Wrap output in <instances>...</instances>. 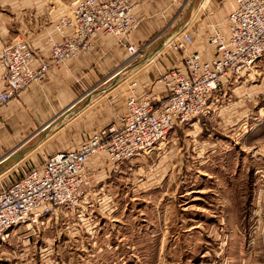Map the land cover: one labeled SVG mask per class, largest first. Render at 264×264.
<instances>
[{
    "label": "rangeland",
    "instance_id": "1",
    "mask_svg": "<svg viewBox=\"0 0 264 264\" xmlns=\"http://www.w3.org/2000/svg\"><path fill=\"white\" fill-rule=\"evenodd\" d=\"M46 1L64 14L74 0ZM201 1H195L200 16L210 2L226 6L225 12L233 7V0ZM224 25L197 24L187 32L206 36ZM171 52L178 51L167 46L164 54ZM137 55L97 87L112 84L104 91L112 94L84 107L74 128L102 127L110 117L112 123L131 93H144L153 64L142 66ZM41 135L27 139L20 150L26 156L3 171L0 189L48 158L41 149L64 148L59 135L32 152ZM160 149V155L132 160L103 191L93 173L87 198L59 210L57 219L13 229L0 247V264H264V61L250 76L221 85L210 114L171 131Z\"/></svg>",
    "mask_w": 264,
    "mask_h": 264
},
{
    "label": "built area",
    "instance_id": "2",
    "mask_svg": "<svg viewBox=\"0 0 264 264\" xmlns=\"http://www.w3.org/2000/svg\"><path fill=\"white\" fill-rule=\"evenodd\" d=\"M175 2L176 0H169ZM139 0H74L71 9L58 17L55 29H71L61 42L50 41V53L37 67L26 40L15 39L0 50V108H4L31 84L47 78L53 68L88 55L94 38L111 36L130 56L139 54L129 41L139 21L133 11ZM227 19L228 36L214 29L208 42L217 51L211 61L190 50L187 30L176 34L167 46L184 55L183 68L160 75L168 93L126 98V112L106 127L94 131L77 149L57 152L0 189V247L17 227L38 228L45 219H57L58 211L75 209L90 189L92 157L104 153L118 168L134 159L149 157L176 128L210 114L212 100L222 81L232 84L252 74L264 61V0H233ZM166 46V47H167Z\"/></svg>",
    "mask_w": 264,
    "mask_h": 264
},
{
    "label": "crops",
    "instance_id": "3",
    "mask_svg": "<svg viewBox=\"0 0 264 264\" xmlns=\"http://www.w3.org/2000/svg\"><path fill=\"white\" fill-rule=\"evenodd\" d=\"M195 1L178 0V3H171L169 0H139L134 8L133 14L139 21V26L129 35V41L138 48V51L142 49L136 57H139L142 66L153 64L152 70L145 75L143 85L145 91L138 95L139 97L149 93L165 96L168 88L163 82H156V79L158 80L161 74L183 68V53L164 54L166 45L173 35L193 29L197 24L199 28L219 27L225 20V25L218 29L223 35L228 36L227 19L232 8L225 12L226 6L218 9L216 1L210 2L211 7L205 9L206 14L203 12L201 17ZM202 1L205 5L206 0ZM64 11L65 9L61 7H56L53 11L46 0H0V46L11 44L17 38L26 40L35 55L34 67H37L49 56L50 41L61 42L62 37L71 33L70 28L64 29L63 35L55 29L56 19ZM212 29L206 36L189 33L193 40L191 50L197 51L204 62L218 56L215 48L208 42L213 34ZM129 59H132V56L124 46L117 43L116 39L98 34L88 55L71 60L65 67L51 69L47 78L31 84L17 99L0 108V159L13 150L20 151L25 148L24 143L27 139L35 134H42L44 127L70 106L100 90L97 87L105 81L116 78L121 67ZM129 67L128 65L126 70ZM229 82L231 78L227 76L222 81V87ZM111 86L112 84L107 87ZM110 94H112L110 90L106 91L96 100L97 102L95 100L94 102L98 104L109 98ZM85 109L81 110V114L77 113L78 115L69 118L53 135L40 141L39 146L32 152H36L50 138L59 135H63L64 148H53L50 151L41 149L43 154L50 156L57 152L77 149L80 144L89 140L94 131L111 123L110 117L102 127L88 123V127L92 126L90 129L78 131L73 124L84 115ZM117 112H120V115L126 112V99L122 109ZM160 150L153 153L160 155L161 152H158ZM131 163L114 168L104 153L92 157L89 166L95 174L96 189L103 191L106 180H112L111 183L116 185L117 182L113 181L118 180ZM90 189H87L84 198H87Z\"/></svg>",
    "mask_w": 264,
    "mask_h": 264
},
{
    "label": "water",
    "instance_id": "4",
    "mask_svg": "<svg viewBox=\"0 0 264 264\" xmlns=\"http://www.w3.org/2000/svg\"><path fill=\"white\" fill-rule=\"evenodd\" d=\"M105 89H100V90L96 91L94 94H91V95L85 97L82 101H80L79 103H77L75 105L70 106L66 111H64L61 115H59L57 118H55L52 122L48 123L43 129L44 132L42 133L39 142L46 139L47 137L51 136L69 118L73 117L80 110H82L84 107H86L87 105L92 103V101H94L95 98L100 97L104 93ZM34 147L35 146L27 148V151L30 152L31 150L34 149ZM25 151L26 150L19 151L18 153H16L15 151H12V152L8 153L7 155H5L3 158H1L0 159V174L4 173L3 171H5L9 167L7 165L9 164L10 161H12V164L10 165V167L19 163L22 160V158L26 156Z\"/></svg>",
    "mask_w": 264,
    "mask_h": 264
},
{
    "label": "trees",
    "instance_id": "5",
    "mask_svg": "<svg viewBox=\"0 0 264 264\" xmlns=\"http://www.w3.org/2000/svg\"><path fill=\"white\" fill-rule=\"evenodd\" d=\"M39 165V164H38ZM37 166V165H36ZM35 166H33L32 168H34ZM31 169V168H30ZM29 169V170H30ZM28 171V170H27ZM27 171H23L22 172V175H20L19 177H17L16 179H13V180H11V181H9L7 184H4V185H8V184H10V183H12V182H14L15 180H19L23 175H24V173H26Z\"/></svg>",
    "mask_w": 264,
    "mask_h": 264
},
{
    "label": "bare ground",
    "instance_id": "6",
    "mask_svg": "<svg viewBox=\"0 0 264 264\" xmlns=\"http://www.w3.org/2000/svg\"><path fill=\"white\" fill-rule=\"evenodd\" d=\"M174 36H175V35H173V36L171 37V39H172ZM22 159H24V157H23ZM17 164H18V163H17ZM17 164H16V165H17ZM14 166H15V165H13L11 168H7L5 171H8V170L12 169ZM3 174H4V173L0 174V176L3 175Z\"/></svg>",
    "mask_w": 264,
    "mask_h": 264
}]
</instances>
